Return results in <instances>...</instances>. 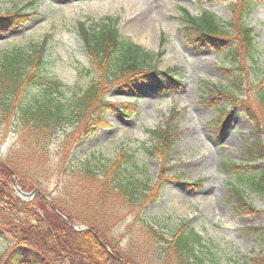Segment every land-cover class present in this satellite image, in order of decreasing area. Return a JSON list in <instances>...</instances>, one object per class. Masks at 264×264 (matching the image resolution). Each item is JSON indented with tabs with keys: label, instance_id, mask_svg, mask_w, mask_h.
Here are the masks:
<instances>
[{
	"label": "rangeland",
	"instance_id": "1",
	"mask_svg": "<svg viewBox=\"0 0 264 264\" xmlns=\"http://www.w3.org/2000/svg\"><path fill=\"white\" fill-rule=\"evenodd\" d=\"M150 1L0 0V49L44 43L47 73L62 85L65 98L84 90L96 75L77 34L79 23L90 28L106 19L116 21L121 38L149 53H160L156 60L158 69H176L174 75L179 81L178 88L170 94H161L154 83L141 80L125 87L108 85L110 90L105 92L108 106L100 116L102 122L89 132L77 130L66 144L70 153L66 164L69 171L91 168L99 173L119 153L131 155L122 178L139 183V189L141 185L151 186L156 195L141 214H135L138 199L130 206L116 197L99 208L98 219H91L93 208L86 204L89 189L83 191L86 184L80 177L73 182L81 180L78 184L81 188L70 191L76 204L62 213L61 205L53 208L51 200L61 190L55 184L61 178L64 182L69 180L68 174L61 173V178H57L59 171L55 168L52 177L43 183L45 194L36 189L37 193L31 197L21 195L33 191L22 189L19 180L10 175L13 182L10 191L19 203L28 207L25 230H37L39 223L51 219L52 214L59 218L46 223L47 233H36L40 236L37 248L18 253L23 264L34 257L45 264H88L83 257L73 256L74 240L65 236L62 243L56 236L52 238L64 225L73 232L88 233L86 226L77 222L85 216L86 220H100L119 250L134 252L142 263L143 259L149 260L154 241L145 230L149 225L166 239L180 227L196 233L201 241L192 245L201 264H264V192L252 193L247 182L248 186L238 181L251 173L264 174V0H253L255 8L246 21L252 28L253 59L241 52L238 60L229 58L226 51L187 41L181 13L183 8L198 17L206 10L214 14L217 22L234 24L236 11L232 5L237 0H159L145 11ZM19 8L30 15L27 21L7 22L6 15ZM140 16L149 27L144 36L132 29ZM232 30L229 37L233 44L240 32ZM236 77L242 80L240 88ZM211 85L236 95L254 120L237 108L225 129L216 127L213 121L219 119V109H230L232 102L220 96L206 98L204 90L213 91ZM124 109L129 113L125 114ZM173 114L176 115L170 117ZM167 119L173 120L178 133L173 136L166 163L150 158L146 150L155 144L149 131L162 127ZM62 138L63 133L51 146L55 165ZM252 141L260 146L259 157L254 151L247 156ZM15 142V134L5 136L4 131L0 132L1 161ZM227 164L237 167H228L226 171L223 168ZM232 187L240 191L250 206L248 211L234 207ZM39 199L45 201L42 207L38 206ZM8 213V205L0 201V217L8 221ZM5 233L0 235V264L14 246L13 235Z\"/></svg>",
	"mask_w": 264,
	"mask_h": 264
},
{
	"label": "trees",
	"instance_id": "2",
	"mask_svg": "<svg viewBox=\"0 0 264 264\" xmlns=\"http://www.w3.org/2000/svg\"><path fill=\"white\" fill-rule=\"evenodd\" d=\"M232 7L236 11L234 24L219 23L214 14L206 10H202L200 16L193 17L182 8L186 40L198 46H208L217 51H226L230 54L229 58L233 56L236 60L241 56V52L253 59L252 28L246 25V21L251 16L255 3L253 0H237ZM29 16L19 8L14 9L5 18L9 23L12 21L25 23ZM238 22L243 23L239 25ZM116 24V21L107 19L93 24L90 28L81 23L77 24L78 37L96 75L84 90L67 98L63 96L62 85L47 73L46 64H44L46 62L44 61L46 51L44 43H30L0 49V132L4 131L5 136L16 135L15 144L7 152L4 160H0V171L2 170L0 201L8 205L9 212L8 221L0 217V235L4 232L10 233L14 240V246L2 264H23V259L19 257V254L26 248L38 247L40 236L36 233H47L49 226L46 223L53 220L59 221V218L52 214L51 219L47 218L45 223H39L37 230L31 228L25 230L28 227L24 222L28 220L25 209L28 207L19 203L10 191V184L13 183L10 175H14L19 180L22 189L29 191L38 189L44 193L43 183L46 178L52 177L51 174H54L55 168L59 171L57 178H61V173L68 174L69 180L64 182V179L61 178L55 184L56 188L61 190L59 195L51 200L53 208L61 205L62 213L67 207L76 204V199L70 191L77 187L81 188L78 184L83 181L86 184L83 191L87 192L89 189L87 193H90L86 204L93 208L91 219H98L99 208L116 197L124 199L130 206L131 202L138 199L135 204V214L144 212L147 204L156 199L155 193L151 192V186L141 185L139 189V183L125 181L122 178L132 159L131 155L127 153H119L117 158L99 173L91 168L69 171L66 167L70 156L66 150L67 142L77 130H81V133L89 132L91 127L102 122L100 116L106 112L108 106L105 100V92L110 90L108 85L125 87L133 81L141 80L154 83L157 91L161 94H170L179 86V81L174 75L176 69H158L156 60L160 53H149L129 40L121 38ZM232 29H237L240 32L233 44L229 37ZM236 83L238 88L242 87L243 83L239 77H236ZM211 88L215 93L211 90H204L206 98L220 96L228 98L232 102L230 109H219V119L213 121L216 127L220 126L225 129L232 115L238 109L247 114L252 121L254 120L236 95L224 89L214 88L212 85ZM124 112H126L125 114L129 113L125 109ZM174 115L176 114L170 117ZM177 129L173 120L167 119L162 127L149 131L155 144L146 150V154L150 158L155 157L167 163V158L173 147V136L178 133ZM62 133V143L57 149L58 161L55 165L50 150L55 139L59 138ZM259 149V144L252 141L246 150L247 156L251 153L254 154V151V155L259 157V152H257ZM228 167L233 168L237 165L227 164L223 169L229 171ZM75 177H80L79 179L82 181L74 183ZM238 181L244 182L245 185L248 184L250 190H246L252 193L264 192L263 173L244 175L239 177ZM241 195L240 191L231 188V202L234 207L240 211L243 209L248 211L250 206L246 204V200ZM47 196L51 195L47 192ZM44 202V199H39L38 206L42 207L41 204ZM22 215L26 218L23 219ZM86 218L85 216L77 222L85 225L89 230L88 233L73 232L64 225L62 230L59 229L61 231L52 235V238L56 236L62 243L66 241L65 236L74 240L76 249L72 253L73 256L83 257L88 264H201L202 262L194 252L192 245V242L199 244L201 238L193 231L185 232L186 227H180L172 237L166 239L156 228L145 226V230L154 241L150 246L149 260L145 262L143 259L142 263L136 259L137 255L134 252L129 254V251L119 250V245L112 236L107 235L104 228L106 225H103L100 220L91 221ZM141 248L145 249V245H141ZM26 264L45 263L34 257Z\"/></svg>",
	"mask_w": 264,
	"mask_h": 264
},
{
	"label": "bare ground",
	"instance_id": "3",
	"mask_svg": "<svg viewBox=\"0 0 264 264\" xmlns=\"http://www.w3.org/2000/svg\"><path fill=\"white\" fill-rule=\"evenodd\" d=\"M148 1H150V0H148ZM157 1H159V0H152V1L148 2V6L146 7L145 11H149L153 7V5L157 4ZM145 11H143V12H145ZM144 22H145L144 19L141 18V16H140L138 21L132 25V29L135 30V32L139 36H144L145 33L146 34L148 33L147 29H149V27H147V24H145Z\"/></svg>",
	"mask_w": 264,
	"mask_h": 264
},
{
	"label": "water",
	"instance_id": "4",
	"mask_svg": "<svg viewBox=\"0 0 264 264\" xmlns=\"http://www.w3.org/2000/svg\"><path fill=\"white\" fill-rule=\"evenodd\" d=\"M35 193H37V191H33L32 193L30 194H21V195H24L26 197H31L32 195H34ZM103 245V243H101ZM104 246V245H103Z\"/></svg>",
	"mask_w": 264,
	"mask_h": 264
}]
</instances>
